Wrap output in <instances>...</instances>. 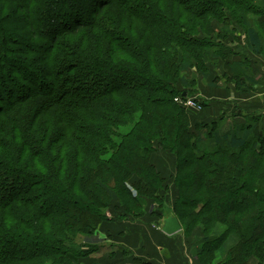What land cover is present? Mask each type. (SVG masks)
<instances>
[{
	"label": "trees",
	"instance_id": "trees-1",
	"mask_svg": "<svg viewBox=\"0 0 264 264\" xmlns=\"http://www.w3.org/2000/svg\"><path fill=\"white\" fill-rule=\"evenodd\" d=\"M149 1L0 0V264H91L102 245L77 236L169 213L202 228L195 245L208 264H264L259 118L193 127L174 100L194 91L184 74L195 57L233 51L195 35L214 17L237 11L246 50L264 49L246 16L264 0ZM238 52L228 66L247 91L256 81ZM157 151L174 159L176 196L156 214L146 208L169 185Z\"/></svg>",
	"mask_w": 264,
	"mask_h": 264
},
{
	"label": "crops",
	"instance_id": "crops-1",
	"mask_svg": "<svg viewBox=\"0 0 264 264\" xmlns=\"http://www.w3.org/2000/svg\"><path fill=\"white\" fill-rule=\"evenodd\" d=\"M242 41V44L230 47V50H233L232 55L220 61L219 68L212 66L210 71L211 65L209 66L210 79L207 77L206 87L202 86V80L199 75L197 76L196 90L194 89L195 91L188 96L196 98L202 104L204 102L206 107L203 113L209 120L207 122L223 120L221 126L223 130L232 128L235 122L244 120L245 117H253V119L258 117L254 131L257 132L259 129L264 131V87L262 85L264 84V56L261 53L246 50V34ZM238 50L246 54V65L249 68L248 72L256 81L253 84L255 87L241 93L228 87L219 90L211 82V78L217 77L224 82L225 76L232 74L228 65L238 61L240 56ZM193 109H188V112L194 114L196 109ZM153 163L158 166L161 174L169 179L167 195L173 199L176 196L173 178H171L175 171L174 159L171 155L158 151L153 156ZM181 232L182 230L166 235L160 229V221L147 215L140 220L129 222L105 221L100 224L95 234L86 236L84 240V245H102L100 250L93 251L87 256L86 262L91 264H208L207 258L198 255L199 248L195 242L198 241L199 236L195 234L188 236Z\"/></svg>",
	"mask_w": 264,
	"mask_h": 264
},
{
	"label": "rangeland",
	"instance_id": "rangeland-1",
	"mask_svg": "<svg viewBox=\"0 0 264 264\" xmlns=\"http://www.w3.org/2000/svg\"><path fill=\"white\" fill-rule=\"evenodd\" d=\"M155 2L156 1L152 0V1H149L148 3H155ZM257 9L260 12L255 14L254 11H251L250 13H247L246 16H247V19H249V22L251 24H253V25H256L258 27V29L262 32V29H263V26H264V13H263L264 9L263 8H257ZM88 13H89V11H88ZM21 14H23V13L21 12ZM228 14H229L228 19H227L228 21L226 20V18L224 20V17L227 14L226 15L223 14L224 16H219L218 15V16H216V17H214L212 19V21L210 22V26H209V27H211V29H210L211 32L210 31L208 32V30H206L205 32H203V34H202V32L201 33L197 32L195 35H197V34L201 35L205 40H208V41L210 40L212 45H215L216 47L221 46V48L224 47V49L226 47L227 48H230V47L233 48V47L238 46V44H242L243 43L242 40L244 39L245 34H246L245 33L246 26H243V21H242L243 19H241V17L238 15L237 11L234 12V13H232V12L230 13L229 12ZM225 25H228V28L231 29L232 32L231 31H230V33L225 32L224 29H223V26H225ZM262 33L264 35V31ZM34 39H36V37H34ZM259 53H261V55L264 56V49H262ZM228 55H232V52L229 53ZM228 58H229V56H228ZM230 58H231V56H230ZM192 63L193 64H192L191 68L189 70H187L184 75L187 76V77L188 76L192 77V78L194 77V79H195L194 85L195 86L194 85L193 86H194L195 90H196V84H197V76L199 75V77L201 78L202 86L206 87L207 86V80H208V78L210 79V71L212 70V66H213V68H219V66L221 64L220 61H217V63H216V61L213 62L212 60H210L209 62L208 61H204L203 62L200 57H195L193 59ZM210 63H212V65ZM209 66L211 67L210 71H209ZM221 67H222V65H221ZM207 69L209 71V75L207 76L208 78L206 76L202 75L204 73L208 74L207 73ZM221 73H223V72H221ZM225 77L226 78H225L224 82L220 81V79H216V77H214L213 79L211 78V82L214 83V85L219 90H222L223 88L228 87V88H234L236 91L241 93L243 91L241 89H247V85H246V83L244 81V78L242 76L239 75V77H237V76H233L232 74H230L229 76L227 75ZM262 85L264 87V84H262ZM191 87H192V85H191ZM191 87H189V88H191ZM254 87H252L250 90H252ZM46 94H49V93H46ZM186 97H190V96H186ZM174 100H175L176 103H178L176 101V97H175ZM200 100L203 101V99H200ZM203 106L206 107L204 102H203ZM204 107L201 108V109L197 108L196 109L197 111L195 109H193V108L185 107L186 110H188V109L195 110L194 114L191 113V112H188V115H187L188 116V120H190L191 126L195 127V124H197V122L201 123V124H204V123H207V121H209V120L206 119V117H205V115L203 113ZM190 169L191 168L187 167V169H185V172L190 171ZM163 185H164V182H163ZM167 187H169V185H167ZM166 193H168V192L167 191L162 192V195L164 194L162 196V198L157 200L156 203L154 202V203L149 204V206H147L146 209L150 210V211L154 210L156 214L158 212H160V213L161 212L162 213L171 212V210H173V208H174V206H173V202L174 201L172 199L167 200L166 196H165ZM152 216H153V214H152ZM186 218L182 217V219H181L182 220L181 223L183 225V228L181 226V230H182L183 234L188 235V236L191 235V234L192 235L195 234L196 236H199V239H200L201 235H203L202 234V228L201 227H193L192 229H190L188 227L190 222ZM96 232H97V230H96ZM96 232H94L93 234H95ZM86 236H89V235H87V234L86 235H79V236L76 237V240H78L80 242V244H83L85 238H87ZM87 247L84 246L85 249L84 248H82V249L87 250L86 249ZM247 258L250 261V263H253V264L256 263V259L253 256L250 255V256H247Z\"/></svg>",
	"mask_w": 264,
	"mask_h": 264
},
{
	"label": "water",
	"instance_id": "water-1",
	"mask_svg": "<svg viewBox=\"0 0 264 264\" xmlns=\"http://www.w3.org/2000/svg\"><path fill=\"white\" fill-rule=\"evenodd\" d=\"M183 95L185 96L186 93ZM160 221V229L166 235H172L181 230L180 222L173 213L163 216Z\"/></svg>",
	"mask_w": 264,
	"mask_h": 264
},
{
	"label": "built area",
	"instance_id": "built-area-1",
	"mask_svg": "<svg viewBox=\"0 0 264 264\" xmlns=\"http://www.w3.org/2000/svg\"><path fill=\"white\" fill-rule=\"evenodd\" d=\"M176 101L180 103L182 106L191 107L195 109H201L203 108L202 103L193 97H177Z\"/></svg>",
	"mask_w": 264,
	"mask_h": 264
},
{
	"label": "bare ground",
	"instance_id": "bare-ground-1",
	"mask_svg": "<svg viewBox=\"0 0 264 264\" xmlns=\"http://www.w3.org/2000/svg\"><path fill=\"white\" fill-rule=\"evenodd\" d=\"M183 97H186V95L185 96H183ZM177 98V97H176ZM178 102V101H177ZM179 103V102H178ZM180 104V103H179ZM186 107V106H185Z\"/></svg>",
	"mask_w": 264,
	"mask_h": 264
}]
</instances>
